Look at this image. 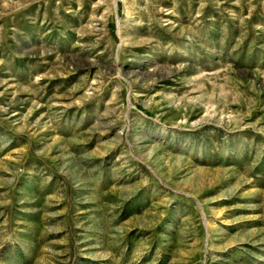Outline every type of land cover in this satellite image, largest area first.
<instances>
[{
	"label": "rangeland",
	"instance_id": "374dc122",
	"mask_svg": "<svg viewBox=\"0 0 264 264\" xmlns=\"http://www.w3.org/2000/svg\"><path fill=\"white\" fill-rule=\"evenodd\" d=\"M0 264H264V0H0Z\"/></svg>",
	"mask_w": 264,
	"mask_h": 264
}]
</instances>
